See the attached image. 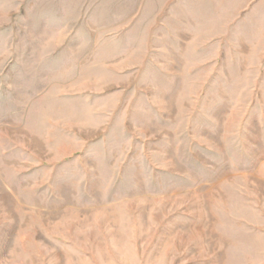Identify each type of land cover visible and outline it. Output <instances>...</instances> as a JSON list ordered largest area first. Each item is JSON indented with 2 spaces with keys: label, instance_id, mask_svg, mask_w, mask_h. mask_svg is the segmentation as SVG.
I'll list each match as a JSON object with an SVG mask.
<instances>
[{
  "label": "rangeland",
  "instance_id": "1",
  "mask_svg": "<svg viewBox=\"0 0 264 264\" xmlns=\"http://www.w3.org/2000/svg\"><path fill=\"white\" fill-rule=\"evenodd\" d=\"M0 264H264V0H0Z\"/></svg>",
  "mask_w": 264,
  "mask_h": 264
}]
</instances>
